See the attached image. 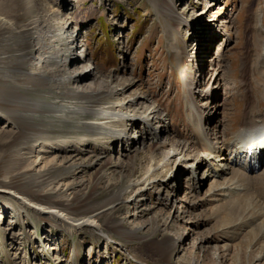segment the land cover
<instances>
[{"label":"rangeland","instance_id":"374dc122","mask_svg":"<svg viewBox=\"0 0 264 264\" xmlns=\"http://www.w3.org/2000/svg\"><path fill=\"white\" fill-rule=\"evenodd\" d=\"M28 1L0 0L1 72L16 64V13L27 9ZM35 3L50 10L47 15L58 10L62 19L73 21L93 76L97 78L98 70L115 75V101L138 92L148 96L147 107L159 104L168 115L155 120L165 130L157 139L153 131L146 132L150 127L137 122L127 127L121 140L69 129L35 139L20 150L9 147L16 125L0 109V182L24 174L41 176L39 196L47 200L52 194L62 204L52 208L60 210L68 223L88 217L95 223L68 232L50 216L23 208L0 184V264H264V178L260 182L257 178L264 165L258 171H250L252 166L244 161L240 165L248 170L231 165L241 174L238 188L226 198L222 194L227 191L212 193L210 179L198 180L210 162L204 160L195 172L190 170L194 155H204L205 150L193 125L187 95L192 93L194 106L205 110L200 116L207 117L208 129L216 130V138L215 134L210 138L212 145L233 139L237 131L242 135L246 129V137H251L264 130L260 119L249 126L264 115V63L257 62L258 46L264 40V0ZM66 41L71 43L72 38ZM42 52H35L30 67L45 64ZM67 56L78 61L81 54L76 51ZM83 62L77 66L81 68ZM128 80L133 85L122 90L120 84ZM4 81L16 84V75L8 73ZM133 109L128 113L133 114ZM134 136L147 144L166 143L159 150L162 155L174 154L170 142L174 139L192 142L196 150L188 151L174 174L169 167L152 174L145 149L137 144L136 151L129 150ZM232 148L236 149L234 144L226 148L227 156ZM144 183V192H136ZM118 193L124 199L118 207L84 214L83 202L99 207ZM124 230H132L133 235ZM179 236L184 242L171 255L160 252L158 245H168L166 240Z\"/></svg>","mask_w":264,"mask_h":264},{"label":"bare ground","instance_id":"6f19581e","mask_svg":"<svg viewBox=\"0 0 264 264\" xmlns=\"http://www.w3.org/2000/svg\"><path fill=\"white\" fill-rule=\"evenodd\" d=\"M35 5V0H29L28 8H22L19 13H16V48L14 50L16 53V64L5 68L2 72L0 71V94L3 95L0 96V109L7 113L8 117L16 125V133L9 147L16 146L20 150H23L30 146L31 142L35 139H45L46 136L51 135L54 131L64 134V131L69 129L78 134L86 132L87 136L90 137L106 135L114 136L121 140L125 137L127 127H134L137 122L144 123L147 125V128L150 127L151 129H147L146 132L153 131L156 139L159 134L165 133V130H162L163 125H155V120H165V117L168 115L164 114L159 104L153 108L147 107V103L149 102L148 96L140 95L141 93L138 92L130 94L129 99L123 98L120 102L115 101L114 97L118 93L117 89L113 87L116 81L115 75L111 73L103 74L97 69V78L93 76L91 66L88 63L90 60L86 54L84 55L83 46L79 47L78 33L77 29H75L76 27L72 25L73 21L70 20L68 22V20L62 19L59 12H57L58 10L52 11L50 15H47L50 10H42V8H38ZM42 11H45L46 14H43ZM69 36L72 38L71 43L66 41ZM258 47L260 48V53L257 55V62L264 63V40L261 41ZM38 49H44L42 54H46L45 64L41 63L37 67H35L36 65L30 67L35 52ZM76 51H79L81 54L78 61L77 57L67 56L69 52L74 53ZM42 54L40 53L39 56ZM80 61H84L81 68L77 66ZM72 66L75 67L70 70ZM8 73L16 75V84L4 81V77ZM211 77L212 74L209 77L208 84ZM89 79L92 81L85 82ZM95 81L97 82L95 83ZM133 83V81L128 80V84L120 85L122 90H124L129 85H133ZM116 85L120 86L118 83ZM187 95L190 98V106L188 107L190 108L191 115L194 117L195 124L193 125L198 130L200 144H202L205 150L204 155H201L199 152L194 155L190 162L192 166L190 170L192 173L195 172L204 160L210 162V166L202 168L203 172L201 177H198V180L203 179L205 181L210 179L211 185H213L209 190L212 193L216 190L227 191L222 194L226 198L229 194L228 192L232 193V191L238 188V182H241L242 179L238 178L241 176L239 172H234V169H231L232 162L234 163L235 161L231 155L228 157L225 154L226 148L234 144V148L236 147V149L233 150L238 152L235 153V157L238 159L243 149H246L248 144L253 143V139L260 138L264 140V130L257 132L251 137H246V129L244 131L241 130V133L244 132L242 135L237 131L233 139L228 141L225 138L220 141L222 145H212L210 138H212L213 134H215L216 138V130L214 127L208 129L206 126L207 117L203 119V116H200V113L204 115L205 110L201 109L199 111L198 107L194 106L193 100L191 101L193 99L192 93ZM139 99H143V101L141 102ZM130 107L134 108L133 114L128 113ZM209 119L208 121H210ZM258 119L261 120L262 127H264V115L260 116V118H254L249 126L257 125L255 122ZM166 136L167 134H164L162 138ZM134 138L135 136L131 141L132 145H129V150L132 152L136 151L137 148L135 146L137 144L140 145V148L145 149L151 163L148 172L152 174L161 168L169 167L173 171L175 167H179V163L184 160L189 150L192 148L196 150L192 142L174 139L170 140L171 146L174 147V154L172 156L162 155L159 153V150L161 145L166 143L160 144V141L156 140L151 144H147L140 140V136L137 140ZM47 140L49 141L50 138L48 137ZM72 157L74 158V155L70 156V158ZM23 158L24 156H20L18 159ZM261 158H264V153L259 157V159ZM229 162H231L230 165H228ZM259 164L254 160L251 166L257 167ZM263 165L259 168H262ZM252 167L251 170L255 171ZM70 168L68 172H71ZM259 168L256 170L258 171ZM174 173L173 171L172 174ZM215 175L218 177V181H214ZM40 178L41 176L24 174L13 176L9 181H3L0 184L2 191H5L4 193H7V195L12 194L16 198V201H19L23 205V208H29L44 216H50L55 222L65 225L64 227H67L66 230L68 232L74 231L81 224H88L92 227L95 225L94 218L92 219L91 217H88L85 221L74 220V222L68 223L64 218L65 216L60 213V210L52 208H60L62 206L57 199H52V194L48 195L47 200H43L39 196L42 193V182H44L39 181ZM257 178L260 182L264 178V171ZM145 183L143 186L138 187L136 192L140 191L143 193V190L147 188ZM137 184V182H134V185ZM141 193L139 194L142 197L143 194ZM28 196L33 200H30ZM120 200L124 201L120 193H118L114 195V198H111L107 203L99 207L88 206L86 202H83L84 214L89 215L90 213L94 215L96 211L107 206L110 209H114L118 207ZM124 232L133 235L132 230H124ZM177 238L174 241L170 239L166 240L168 245L165 243L158 245L160 252L171 255L173 250L184 242L181 240V236Z\"/></svg>","mask_w":264,"mask_h":264}]
</instances>
